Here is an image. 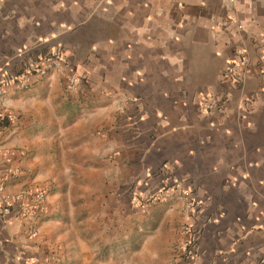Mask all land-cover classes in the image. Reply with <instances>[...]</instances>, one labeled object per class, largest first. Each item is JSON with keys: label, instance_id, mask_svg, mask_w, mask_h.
Instances as JSON below:
<instances>
[{"label": "crops", "instance_id": "obj_1", "mask_svg": "<svg viewBox=\"0 0 264 264\" xmlns=\"http://www.w3.org/2000/svg\"><path fill=\"white\" fill-rule=\"evenodd\" d=\"M261 38L264 0H0V116H16L0 177L47 190L35 219L0 205V264H171L184 224L181 264H264ZM239 48L250 64L229 76ZM51 57L60 69L9 88ZM165 187L191 189L197 214L180 196L133 205Z\"/></svg>", "mask_w": 264, "mask_h": 264}, {"label": "built area", "instance_id": "obj_2", "mask_svg": "<svg viewBox=\"0 0 264 264\" xmlns=\"http://www.w3.org/2000/svg\"><path fill=\"white\" fill-rule=\"evenodd\" d=\"M232 2L234 0H223ZM236 23L233 19L224 20L222 25L234 24ZM236 27L240 29L242 26L236 23ZM264 44V38H261ZM237 59L229 64L225 70V73L229 76L239 75L244 72V70L249 66L250 62L243 48H239L236 51ZM257 65L260 68L261 73L264 74V55L260 56L257 60ZM61 68L60 60L57 57H51L46 59L39 67L23 72L19 74L12 82H10V89L15 91H25L31 87L34 80L46 76L52 70H58ZM5 81L0 78V97L3 96L7 87L4 85ZM79 83V78L76 75L70 74L65 78L64 88L67 92L75 91ZM214 104V100H208L203 104L205 108L210 107ZM10 120L16 118L15 115L8 116ZM9 153V150H5ZM20 172L18 168H12L10 171L4 173L0 177V205L5 214L10 215L15 212L14 205L19 202H28L27 205L21 209V213L24 217L28 219H35L46 212L47 204V190L39 189L34 193H31L28 188H22L18 192L12 193L6 191L7 183L10 180L16 179ZM174 196H180L184 198V208L185 212L189 216H195L197 214V206L199 200L192 192L191 189L182 188H160L157 191L147 194L144 198L139 200H134L133 205L147 209L150 205L155 203L166 202ZM181 254L179 258L174 260L171 264H181L183 261L191 259L194 255V237L191 231V226L189 224H184L181 227ZM32 237L37 235V230L32 229L30 232Z\"/></svg>", "mask_w": 264, "mask_h": 264}, {"label": "trees", "instance_id": "obj_3", "mask_svg": "<svg viewBox=\"0 0 264 264\" xmlns=\"http://www.w3.org/2000/svg\"><path fill=\"white\" fill-rule=\"evenodd\" d=\"M0 120H1V121H6V120L9 121V117L6 116V115H4V116H0Z\"/></svg>", "mask_w": 264, "mask_h": 264}]
</instances>
